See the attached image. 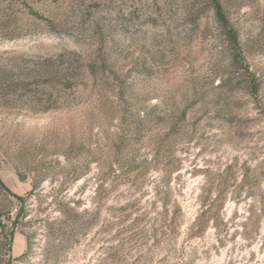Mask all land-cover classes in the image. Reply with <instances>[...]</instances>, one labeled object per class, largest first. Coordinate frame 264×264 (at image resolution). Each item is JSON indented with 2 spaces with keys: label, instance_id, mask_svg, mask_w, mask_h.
<instances>
[{
  "label": "rangeland",
  "instance_id": "rangeland-1",
  "mask_svg": "<svg viewBox=\"0 0 264 264\" xmlns=\"http://www.w3.org/2000/svg\"><path fill=\"white\" fill-rule=\"evenodd\" d=\"M219 1L0 0V264H264V0Z\"/></svg>",
  "mask_w": 264,
  "mask_h": 264
},
{
  "label": "trees",
  "instance_id": "trees-1",
  "mask_svg": "<svg viewBox=\"0 0 264 264\" xmlns=\"http://www.w3.org/2000/svg\"><path fill=\"white\" fill-rule=\"evenodd\" d=\"M212 2L214 4V9H215V13H216L217 18L221 21L222 25L228 26L229 22L225 17L224 9H223L221 2L219 0H212ZM226 29H228V28H226ZM229 33L232 34L231 29H229ZM49 62L53 63V61H49ZM68 72H69L68 68H66V69L62 70L61 72H57L56 76L47 74V77L48 78L52 77L49 79H56V80H52V82H54V83L63 82V81L65 82L66 78L69 76ZM42 76L44 77V74H42ZM51 101H52V97L47 96V100L45 103L50 104V103H52Z\"/></svg>",
  "mask_w": 264,
  "mask_h": 264
},
{
  "label": "water",
  "instance_id": "water-1",
  "mask_svg": "<svg viewBox=\"0 0 264 264\" xmlns=\"http://www.w3.org/2000/svg\"><path fill=\"white\" fill-rule=\"evenodd\" d=\"M22 180H24V179H22Z\"/></svg>",
  "mask_w": 264,
  "mask_h": 264
}]
</instances>
